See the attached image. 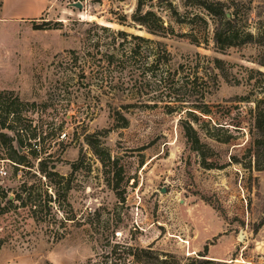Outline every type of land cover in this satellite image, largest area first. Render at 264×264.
<instances>
[{
  "label": "rangeland",
  "instance_id": "obj_1",
  "mask_svg": "<svg viewBox=\"0 0 264 264\" xmlns=\"http://www.w3.org/2000/svg\"><path fill=\"white\" fill-rule=\"evenodd\" d=\"M247 1L253 40L223 52L211 22L199 47L163 12L174 34H146L131 21L136 0H54L46 30L0 22V124L5 106L14 112L0 130V264H264V170L248 154L256 104L264 110V0ZM94 25L163 42L183 72L215 74L216 87L193 84L210 116L194 123L191 105L164 107L160 69L142 72L146 45L133 69L108 65L136 45H110ZM188 119L211 169L184 137Z\"/></svg>",
  "mask_w": 264,
  "mask_h": 264
},
{
  "label": "trees",
  "instance_id": "obj_2",
  "mask_svg": "<svg viewBox=\"0 0 264 264\" xmlns=\"http://www.w3.org/2000/svg\"><path fill=\"white\" fill-rule=\"evenodd\" d=\"M180 6L174 4L172 0H136L135 10L131 15V21L138 26L139 29L153 37L166 38L174 34V30L171 26V22H165L164 18L160 13H165L170 21L176 25H186L189 28L188 33H179V37L186 38L189 42L196 47L201 45V40L204 41L203 36L206 34L208 29V24L211 22L214 26L213 28V43L214 48L223 52L227 48L235 47L239 45H244L252 42L253 36L250 32L247 31V22L248 14L251 8L250 1L247 0H179ZM156 6L157 11L148 10L145 11L144 8L149 7L153 8ZM181 7V8H179ZM181 9L183 10L181 12ZM226 14H229L230 17L227 18ZM125 21H120V25H124ZM35 30H46L49 29V22H43L41 25H34ZM97 29L104 33H109L111 36L110 45H123L124 43H132L134 46L129 56H126V53L116 56L115 54L105 55L106 63L115 64L118 66H124V64H130L133 69L137 66V62L142 58V55L138 51L139 45H146L147 49V59L149 61L142 63V72L153 74L154 70L160 69V79L157 81V88L164 89V95L161 98L164 104V107L170 112L172 110L180 109L184 104H189L192 106L191 110L186 111V115L194 123H197L199 116L196 114L199 113L202 116H210V111L207 108V105L203 103V94L199 90L194 92L193 84L200 81V84H207V81H210L213 87L217 85V76L212 74L209 77L206 72L204 76L207 77V80H204V77L198 75V73H186L183 72V68L175 67L173 64V59L170 53L168 52L166 45L160 41H153L138 35H133L122 30L113 32L109 27H103L99 25H94ZM48 27V28H47ZM132 42V43H131ZM205 44V42L203 43ZM100 45V43H97ZM152 47V48H151ZM126 60H123L122 57ZM199 56V55H197ZM202 59L205 62H210L214 64L216 69H219L222 65V61L219 59H210L206 56H203ZM126 62V63H125ZM180 68V69H179ZM180 70V71H179ZM183 72V73H181ZM131 77L134 79V85L137 83L135 78V73ZM193 76V80H191ZM181 79V84L177 88L178 80ZM191 84V88H187L188 84ZM209 85V83L207 84ZM141 88L144 89V85L138 88V94H140ZM244 100V99H243ZM198 102H200L198 104ZM202 104V105H200ZM10 105L3 108V119L0 124L1 129L12 130L10 125H6L7 118L10 114L14 112L10 111ZM184 137L186 138L187 143L190 145V149L194 151L202 161V166L206 169H211V163L208 161V154L212 151L211 147L201 141L200 136L197 130L190 123L189 119L184 121H179ZM215 126V124H214ZM213 127V126H212ZM219 128V127H213ZM216 130V129H215ZM206 136L218 143H226L230 138V135L224 140L219 137H215L211 133H206ZM5 138V135L0 133V139ZM249 138H250V148L248 149V154L250 158L253 159L254 167L257 171L264 170V110L259 108L258 103L256 104L255 110L253 112V123L249 129ZM22 145V142L19 143ZM95 154L100 159V162L104 163V159L101 157L102 154L99 150H94ZM14 157L17 158L18 151L15 150ZM32 155L34 152L32 151ZM24 157H18V159H12V162L19 166L23 165ZM16 160V161H15ZM39 166H41L39 164ZM40 172L43 174L45 171L40 168ZM55 174V173H52ZM50 174V176L52 175ZM53 176V175H52ZM2 194V192H1ZM3 195V194H2ZM3 197L8 198L6 195ZM19 198V197H18ZM7 203H11V200L7 199ZM264 223V220L261 222V225ZM145 254H151L150 250H141ZM135 258V255H132ZM137 262V260H136ZM161 264H167L165 261ZM198 264H211L210 261H200Z\"/></svg>",
  "mask_w": 264,
  "mask_h": 264
},
{
  "label": "crops",
  "instance_id": "obj_3",
  "mask_svg": "<svg viewBox=\"0 0 264 264\" xmlns=\"http://www.w3.org/2000/svg\"><path fill=\"white\" fill-rule=\"evenodd\" d=\"M54 0H0V22L9 24L44 22Z\"/></svg>",
  "mask_w": 264,
  "mask_h": 264
},
{
  "label": "water",
  "instance_id": "obj_4",
  "mask_svg": "<svg viewBox=\"0 0 264 264\" xmlns=\"http://www.w3.org/2000/svg\"><path fill=\"white\" fill-rule=\"evenodd\" d=\"M74 8H77V9H82V5L80 3H77V4H73ZM226 17L229 18L230 15L229 14H226Z\"/></svg>",
  "mask_w": 264,
  "mask_h": 264
},
{
  "label": "built area",
  "instance_id": "obj_5",
  "mask_svg": "<svg viewBox=\"0 0 264 264\" xmlns=\"http://www.w3.org/2000/svg\"><path fill=\"white\" fill-rule=\"evenodd\" d=\"M6 174H7V173L1 169V171H0V177H1V176L4 177V176H6Z\"/></svg>",
  "mask_w": 264,
  "mask_h": 264
}]
</instances>
